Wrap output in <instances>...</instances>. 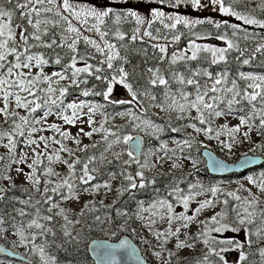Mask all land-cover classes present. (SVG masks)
Segmentation results:
<instances>
[{
	"label": "snow or ice",
	"instance_id": "snow-or-ice-1",
	"mask_svg": "<svg viewBox=\"0 0 264 264\" xmlns=\"http://www.w3.org/2000/svg\"><path fill=\"white\" fill-rule=\"evenodd\" d=\"M136 2L159 7H151L146 17L134 8L117 10L111 6L127 4L129 0H97L95 4L74 3L73 0H0V116L8 124L7 130L0 126V139H7L4 147L8 149L7 158L0 156V180H7L15 189L11 174L13 166L26 165L28 172L23 167L14 168L16 178L23 175L39 196L36 198L27 188H22L27 199L8 198V189L0 184V201L9 199V202L18 201L25 206L13 209L21 219L11 217L10 226L15 230L19 244L30 246L39 256L40 264H57L55 256L47 251L49 241L46 238L49 234L57 235L52 224L55 218H62L63 237L66 243H71L78 241L80 236L79 232L73 235L75 226L80 225L88 213L99 212L97 202L89 200L80 209L79 218L72 220L59 201L78 202L82 195L95 196L101 191L108 195L114 190L113 182L119 181L112 204L106 205L100 200L99 205L114 209L116 217L123 219L121 228L128 226L133 216L142 221L160 242L156 256L167 252L169 259L164 264H172L173 257L179 260L178 251L192 249L197 242L203 244L204 250L195 264H249L253 247L264 264V208L260 207L264 201L244 185L241 188L248 196L242 197L237 194L238 190L225 191L219 185L206 186L199 180L187 183L184 188L181 184L187 177L173 176L165 195L158 188L153 189L156 195L147 208L142 200L137 202L134 214L115 207L125 194L135 199L133 190L156 184V175L148 178L145 170L156 169L157 165L162 167L168 161H172V169L181 168L178 153L190 149L193 144V138L188 136L173 140L175 148H169L168 143L162 141L158 148L145 153L142 137L128 134V127L148 131L157 139L158 134L166 130L183 133L190 127L209 139L219 140L229 151L234 144L251 141L254 131L264 139V74L240 70L243 66L253 65L258 55L264 58V35L249 32L228 20L221 23L212 17L193 19L164 10L165 7L179 9L190 5L194 12H199L210 4L213 12L233 17L243 25L264 29V19L234 7L241 3L247 7V0H208V4L202 0ZM128 21L135 27L130 32L121 30L122 22ZM157 23L162 27L153 28ZM205 24L217 30L214 38L226 46L197 42L212 38L211 32L195 31L197 26ZM178 26L187 31H181ZM222 28L231 29V37L227 31L220 32ZM85 33H94L98 39ZM182 37L187 40L186 47L170 52L172 45H178ZM240 41L258 42L249 49L242 47ZM137 42L148 47H135ZM133 55L142 57L140 64L132 63L130 57ZM150 61L155 63L147 66ZM192 62L197 64L194 66ZM220 65H223L220 71L210 70L212 66ZM50 66L59 70L49 74L46 69ZM259 66L264 67V59L259 61ZM90 81H94L91 87L88 86ZM96 82L101 86L99 89ZM118 85L123 89L125 99L118 98ZM73 91L79 95L69 101L67 98ZM81 97H100L103 102ZM116 104L129 107L109 112L108 106ZM152 107L169 114L164 123L151 119L149 110ZM193 110L197 113L195 117L191 116ZM21 111L25 114L21 115ZM97 114L101 117L99 121ZM173 115L177 121L194 120L201 126L193 122L173 126ZM53 116L62 123H49V117ZM117 116L127 118V122L116 125L113 121ZM229 117L238 119V124L224 123L213 127L217 120L227 121ZM64 125L80 127L73 135ZM84 125H87V131ZM46 131L53 135L40 134ZM97 135L99 140L93 139ZM222 136L228 139L221 140ZM238 136L243 140H238ZM84 138L91 143L85 144ZM67 141L74 147H69ZM121 145H128L129 159H122L123 150H115ZM257 149L264 151V142L256 143L250 151ZM206 155L214 171L228 170L225 162L217 160L211 153ZM141 156L145 157L143 162ZM151 156H157L155 162L149 161ZM244 157L240 164L242 168L256 163L247 153ZM132 163L139 167L134 174L128 171ZM197 163L192 160L193 167ZM56 164L66 166L64 175L53 167ZM109 165L117 171H105ZM104 176L107 179H102ZM246 179L249 185L264 194V172L258 176L248 175ZM202 196L205 198L198 199ZM193 204L195 208H192ZM43 205L47 207L43 208ZM218 206L219 211L216 210ZM29 207L35 210L34 213L26 211ZM178 208L182 210L178 211ZM205 211H211L212 215L201 219ZM146 212L149 215L145 216ZM24 217L29 219L24 220ZM113 219L111 211L92 217L96 226L111 223ZM6 222V217L0 215V232L6 230ZM158 222L166 223L167 227L163 231L155 230ZM194 224L197 232L189 235ZM83 226L92 227L86 221ZM38 238L41 243L36 242ZM169 242H174L177 251L166 248ZM116 248L129 249L131 244L128 240L119 245L97 243L94 250L105 249L100 259H110L116 264ZM131 254H135V249Z\"/></svg>",
	"mask_w": 264,
	"mask_h": 264
},
{
	"label": "trees",
	"instance_id": "trees-1",
	"mask_svg": "<svg viewBox=\"0 0 264 264\" xmlns=\"http://www.w3.org/2000/svg\"><path fill=\"white\" fill-rule=\"evenodd\" d=\"M204 1H208V0H204ZM74 3H89L92 2L93 4H95L97 2V0H73ZM100 2H103V0H100ZM109 2H111V0H109ZM111 6L115 7L117 10H123L124 8H134L136 10H138L141 14H143L144 16L148 17L149 16V10L151 7H159V5H146L144 3H137L136 0H129V3L127 4H122V3H114L111 4ZM234 7H236V9L238 11H250L252 12L253 15H255L257 18L259 19H264V0H247V7H245L244 3H241L239 5H234ZM206 9V8H205ZM205 9L200 10L199 12H194L191 9V6H187V7H181L179 9H171V8H167L165 7L164 10L166 12H179L180 14L186 15L190 18H205V17H212L214 20L216 21H220L221 23L224 20H228L229 23H232V19H227L226 17L220 15H216L213 16L211 13L209 12H205ZM254 10V11H253ZM237 24H240L239 22H235ZM241 25V24H240ZM244 28H247V30L249 32H259L261 35H264V29H258L255 26H251V25H241ZM135 27V24L131 21L128 22H122L121 24V30L124 31H131L132 28ZM158 27H162L159 23L154 24L153 28H158ZM180 27L181 31H187V29H184L182 26H178ZM195 31L197 32H211L212 33V38L206 40V41H197L198 43H209L211 45L214 44H219L220 46H226L224 44V42L222 41H217L214 37L217 34V30H215L214 28H212L211 26L205 24L202 26H197V28L195 29ZM220 32H224L227 31L229 37H231V29H220ZM86 35H90L93 36V38L98 39V37H96V35L94 33H85ZM161 43H163V41H160ZM258 41H240L241 46H247L249 49H252L255 47V44ZM222 43V44H221ZM187 44V40L182 37L180 43L174 44L172 45V47L169 49V51L171 52L172 50H174L175 48H183L186 47ZM135 47H148L147 44H143L141 45L139 42H137V44L135 45ZM149 52H151V49L149 48ZM235 55V53H233V56ZM130 59L132 60L133 64H140L142 57L140 56H136L133 55L130 57ZM261 59H264L262 57H260L259 55L257 56V61L250 66H243L242 68H240L241 71H248V70H252V71H256V72H260V73H264V67H260L259 66V61ZM155 62L154 61H150L149 64L147 66H152ZM193 65L195 66L197 64V62H192ZM166 66V65H165ZM203 66H207L206 64H204ZM223 67V65L220 66H212V68L210 70H212L213 72H217L220 71L221 68ZM49 68L51 69H56L59 70L58 67L56 66H50ZM181 71H183V69H181ZM94 81H90L89 83V87H91L92 83ZM97 83V87L98 89L101 87L98 82ZM117 89H119L117 96L120 99H125V95L123 92V89L121 88V86H117ZM191 90V89H189ZM79 95V93L77 91H73L72 95H70L69 97L73 96H77ZM83 99H96V100H102L100 97H81ZM130 98V97H129ZM126 107H129V105H110V109L111 112H116L118 110L121 109H125ZM155 107L150 108L149 110V116L151 117L152 120H154L155 122H160V123H164L165 120H167L168 115H166V117L164 118H159L156 114L152 113V109ZM109 109V108H108ZM127 122V120L121 124H116V125H123ZM190 122L193 123H197V121H188V120H180L177 121L174 118L173 115V121L172 124L173 126H179V125H184V124H188ZM0 126H2L3 130H7L8 129V124L4 122L0 123ZM126 132L128 134H131L132 136H135L136 134H138L140 132L139 129H133L131 127H128L126 129ZM162 135L164 137L169 136V135H175L177 137H180L182 139H186L188 138V136H191L190 134H188V132H186V129L184 130L183 133H173L170 130H166L164 133L160 134V137H162ZM192 137V136H191ZM193 138V144L192 147L190 149H186L183 153H181V156L183 157H191L193 159H196L199 163L202 164V173H204L205 176H207L210 180H217V179H233V178H237L239 176L242 175H229L227 177L224 178H217V177H212L209 176L206 169H205V165H204V161L201 158L200 155V151L201 148L203 147L201 142L192 137ZM156 140H151L149 137L145 138L143 140L144 142V147L145 148L148 144V142L151 144H149L150 147L153 143H155ZM264 142V139H262L260 137V142L262 143ZM256 153H252V154H257V155H261L264 156V151H261L259 149H257L255 151ZM251 153V152H249ZM0 156H4L2 154H0ZM222 157V155H220ZM5 157V156H4ZM6 158V157H5ZM136 165L131 164V166L128 168V171L131 173H135L136 172ZM264 165L259 167L258 169H263ZM110 171H117V169L115 167H113L112 165L107 166V168L105 169V171L107 170ZM257 170V169H256ZM154 174H149L148 178H152ZM156 175V184L155 185H151L146 189L143 190H133V194L135 196V199H130L128 194H125L123 197L119 198L118 203L115 205L116 208H125L126 210H128L130 212V214L135 213L136 208H137V202L136 200H142L144 201V206H148L149 203L155 198L156 193L153 191V189H159L160 193L162 195H165V189L168 186L169 181H171L172 177H185L186 175L184 174H175V175H166V176H162V175ZM139 181V179L137 178V182ZM184 185L181 184V187ZM21 187L16 186L15 189H10L7 191L6 196L8 198L11 197H19L20 199H27V194L23 193L21 191ZM29 193H32L33 195L36 196V198H39L38 194L34 193V190H28ZM56 199V198H55ZM116 199V198H115ZM97 204V208H99V212H90L88 213V215L82 219V223L80 225H76L74 230H73V235H76L77 232L80 233L79 236V240L78 241H72L71 243H66L65 242V238L63 237V233H62V229H61V225L63 224V220L60 217H56L55 220L52 222V224L55 225V231L57 233V235L55 237H52L50 234L46 237L47 240L49 241V244L47 246V251L49 252L50 255L55 256L56 260H57V264H93V262L91 261V259L88 256L87 253V244L89 243V241L93 240V239H100V238H108L111 240H116L117 238H119L121 235L125 234L131 237V239L140 247L144 257H145V250L143 251V249H147V243L145 242V237L140 233L142 232L141 229H138V231H140L139 233L137 232V234L134 233L133 229V223L132 221L129 222V225L121 228L120 226L123 224V219L116 217L115 215V211L114 209H105L103 207H101L98 203V201H96ZM107 205V204H106ZM21 207H25L21 204H19L18 201H12L9 202V199H6L5 201H0V215H4L6 217V224H5V228H11L13 229L10 224H11V217H15L16 220H20L21 217H19L17 215V213L13 210L15 209H19ZM47 205H43V208H46ZM27 212L30 213H34V209L33 208H26ZM56 211V210H54ZM111 211L112 212V216H113V222L108 223L106 225L103 226H96L95 224H93V220L92 217L94 215H104L106 212ZM43 214H48L46 212H43ZM77 218H79V213L77 214ZM76 218V219H77ZM24 220L29 219V217H24ZM85 221L87 222V224H91L92 227L89 228L87 226H83L85 224ZM197 232V230L193 233L195 234ZM192 234V235H193ZM243 236V233H242ZM241 236V237H242ZM37 243H41V240L38 238ZM251 253H255L254 255H252ZM201 255H197V256H192V257H186V258H181L179 257V260H177V258L173 257L171 258L172 264H195L196 260L199 259ZM37 262L33 263L36 264ZM39 264V263H37ZM249 264H261V258L259 256V253L256 252L255 247H253V249H251L250 251V259H249Z\"/></svg>",
	"mask_w": 264,
	"mask_h": 264
},
{
	"label": "rangeland",
	"instance_id": "rangeland-1",
	"mask_svg": "<svg viewBox=\"0 0 264 264\" xmlns=\"http://www.w3.org/2000/svg\"><path fill=\"white\" fill-rule=\"evenodd\" d=\"M203 3L208 4V1H204L202 0ZM212 6L210 4H208V7H206L205 12H209L211 13L213 16L216 15H220V13L217 12H213L211 10ZM227 19H232V23L235 22H239L241 25L242 22L241 21H237L235 20V18L233 17H226ZM222 44V43H221ZM214 46H220L219 44H214ZM46 71L51 74V72L53 71H57L56 69H51V68H47ZM248 72V71H247ZM252 72H256V71H252ZM260 73V72H259ZM264 74V73H262ZM76 97V96H75ZM75 97L71 96L68 97L67 99L70 101L72 99H74ZM119 98V97H118ZM83 99V98H81ZM94 100L96 102H103L102 100H96V99H91ZM108 111L111 112L110 109V105L108 106ZM124 109L118 110L116 112L119 111H123ZM152 113L156 114L159 118H164L166 117V115L168 114L167 112H161L158 108H153L152 109ZM21 115L25 114L23 111L20 112ZM37 115H39V113H37ZM197 115V113L193 110L191 112V116L195 117ZM97 121H99L101 119L100 115L97 114L96 116ZM127 120V118L125 119H121L119 116L116 117V119L113 121V123L115 124H121L123 122H125ZM57 122V123H62L60 121H57L56 117H49V123L51 122ZM4 122V119L2 116H0V123ZM238 119L229 117L228 120H224L223 118L217 120L213 127H218L221 124L224 123H228L229 126L232 125H236L238 124ZM160 123V122H157ZM198 127H200L201 125H199V123L197 124ZM65 128H68L71 133L74 135L77 131L78 128L80 127V125L77 126H71V125H64ZM85 130H88L87 125H84ZM246 130V129H245ZM150 131V130H149ZM186 132H188V134H190L192 137L198 139L203 147H208L214 151H216L217 153H219L220 155H222L225 159L231 161L234 160L236 158H238L241 155H244L245 153H256V152H252L250 151L251 149L254 148L256 143L260 142V136L257 135V133L254 131L251 134V141H247V140H243L242 137L238 136L237 139L238 140H243V142L241 143H237L234 144L233 148L231 151H229L227 148H224L223 145L219 142V140L212 138L209 139L207 136H205L202 133H196L192 128L188 127L186 128ZM42 135L45 136H51L53 135V133L51 131H46L43 133H40ZM136 135H140L143 140L147 137H149L151 140H156L155 143H153L150 147L149 144H151V142L147 144V146L145 148H143V151L145 153H147L149 150H154L156 148L159 147L160 143L162 141H166L168 143L169 148H175V144L173 143V140H182V138L177 137L175 135H169L164 137L162 135V137H160L159 135V139H157V137L155 135H150L148 131H140L138 134ZM59 138V137H57ZM99 136H94L93 139L95 140H99ZM221 140H227L228 138L226 136H222L220 138ZM85 144H89L91 143V141H89L87 138H84L83 141ZM68 144L69 147H74V145L71 143V141H67L66 142ZM7 144V139H0V154L4 155L6 158L8 157V149L4 147V145ZM25 151H27V149H24ZM116 151H121L123 150L124 154L122 156V159H129V157L127 156V151H128V145H121L119 148L115 149ZM18 154H19V150H18ZM178 155H180L181 157V163H182V167L178 168V169H172L171 168V163L172 161H168L166 163L163 164V166L161 167L160 165H157L156 169H151V170H145V176H148L149 174H158L160 175V173H164V175L162 176H166V175H175V174H184L186 175L185 177H187V181L184 183V185L182 187L186 188L187 187V183H194L196 182V180L201 181L202 183H204L206 186H211V185H219L220 187H222L225 191H237V194L240 196H248V192L244 190V188H241V185H244L245 188H251V191L253 193H256L259 198L264 201V194H261L258 192V190L254 187L248 184V181L246 179V177L248 175H254V176H258L261 172H264V168L263 169H257L251 172H248L247 174H244L242 176H239L237 178H233V179H217V180H210L207 176L204 175V173H202L201 169H202V164L201 163H197L195 167H193L192 164V160H196V159H186V157L181 156V153H178ZM141 162L144 161L145 157L141 156ZM157 159V156H151L149 157V161L150 162H155ZM197 161V160H196ZM30 162V161H29ZM134 165H136V171L139 170V167L137 164L132 163ZM15 167H23L25 172H28L29 169L26 167V165H14L13 166V171L11 172L12 176L15 179V185L21 188H27L28 190H33L32 186L30 183H27L24 179V176L21 175L18 178H16V173L14 171ZM53 167L61 173V175H64L66 173V166L64 165H53ZM109 171V169L107 170ZM102 179H107V176L102 177ZM1 184L8 190L11 189L9 182L7 180H0ZM139 182V181H138ZM41 187H43V185H41ZM119 187V181H114L113 182V192L109 193L108 195H105L103 191H101L100 194L95 195V196H90V195H82L80 200L78 202H69V201H59L60 206L67 209L68 213H69V219L75 220L77 218V214L80 212V209L83 207V205L88 202L89 200H94V201H100L103 200L105 204L107 205H111L112 201L116 198V193H115V189ZM51 194V193H49ZM205 197H198V199H204ZM223 198V197H222ZM58 200V198H56ZM140 200H136V202H138ZM148 206H146L145 208H147ZM196 205L193 204L192 208H195ZM219 207H217V211H219ZM261 208H264V204L260 205ZM182 210V209H177ZM137 211V208H136ZM135 211V212H136ZM134 214V213H133ZM189 214H191V212H189ZM149 215V213H145V216ZM212 212L211 211H205V213H203L201 215V219H203L205 216H211ZM133 227L135 229L134 233L137 234V232L139 233L140 231H138V229H141L142 232H140L144 237H145V242L147 243V249H143V251L145 250V258H147V260L149 261L150 264H164L165 260L169 259L167 252L162 253V255L160 257L156 256V252L160 251V242L156 240L155 236L153 235L152 231H149L145 226L144 223L138 219L135 218V216H133ZM167 227L166 223H160L158 222L155 225V230H160L163 231L165 228ZM6 230L3 232H0V244H3L5 246H7L8 248H10L11 250H13L16 253H20L23 256H25L28 261L27 262H20V261H14V260H9L6 258H3L0 256V264H29V262H31V264L37 262L40 264V259L39 256L37 254H34L31 251L30 246L29 247H25L19 244V240L18 237L15 233L14 229L11 228H5ZM197 230V225H192L190 230H189V235H192L195 231ZM137 231V232H136ZM227 235H232L231 233H228ZM242 236V233H241ZM181 239H184L183 236H181ZM167 249H170L172 251H177L174 248V242H169L168 245H166ZM204 250V246L202 243L197 242L196 246L192 249H184V250H179L178 251V257L181 258H186V257H192V256H197V255H201L202 251ZM233 256L235 255V253L232 254ZM230 259V257H229ZM36 263V264H37Z\"/></svg>",
	"mask_w": 264,
	"mask_h": 264
},
{
	"label": "water",
	"instance_id": "water-1",
	"mask_svg": "<svg viewBox=\"0 0 264 264\" xmlns=\"http://www.w3.org/2000/svg\"><path fill=\"white\" fill-rule=\"evenodd\" d=\"M135 136H140V135H135ZM134 136V137H135ZM141 137V136H140ZM144 147V142L142 138V149ZM128 150H130L128 148ZM206 153H211L213 157H215L217 160H221L225 162L228 165V170L219 172V171H214L211 162L209 160L208 155ZM135 155V154H134ZM201 158L204 161L205 169L208 173L209 176L212 177H217V178H224L229 175H244L249 171H253L255 169H258L259 167L264 165V157L261 155L257 154H247L248 158L253 159L256 161L255 164H249L246 168H242L240 166L241 161L245 158L244 155L239 156L236 160L234 161H229L221 156H219L216 152H214L212 149L208 147H203L200 151ZM1 184V182H0ZM128 240L131 244V248L129 249H122V248H116L115 249V256H116V264H149L147 259L143 256V253L140 249V247L131 239L130 236L128 235H121L119 238L116 240H111L108 238H100V239H93L89 241L87 244V253L93 264H112V261L110 259L106 261H102L100 259V256L103 255L105 249H100V250H94L95 245L97 243H106L108 245H119L122 241ZM132 249H135V254L132 253ZM99 253V254H98ZM0 256L9 260H14V261H20V262H27L28 259L23 256L20 253H16L7 246L0 244Z\"/></svg>",
	"mask_w": 264,
	"mask_h": 264
},
{
	"label": "bare ground",
	"instance_id": "bare-ground-1",
	"mask_svg": "<svg viewBox=\"0 0 264 264\" xmlns=\"http://www.w3.org/2000/svg\"><path fill=\"white\" fill-rule=\"evenodd\" d=\"M248 71H252V70H248ZM245 72H247V71H245Z\"/></svg>",
	"mask_w": 264,
	"mask_h": 264
}]
</instances>
